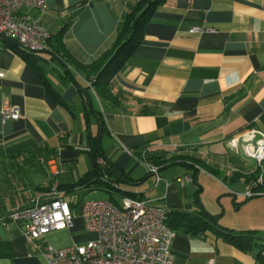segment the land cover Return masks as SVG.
<instances>
[{
	"label": "crops",
	"instance_id": "obj_1",
	"mask_svg": "<svg viewBox=\"0 0 264 264\" xmlns=\"http://www.w3.org/2000/svg\"><path fill=\"white\" fill-rule=\"evenodd\" d=\"M46 4L45 12L24 7L21 13L52 34L47 49L31 51L29 61L0 40V264H49L22 228L4 217L47 195L55 183L73 206L77 193L111 198L107 190L83 184L97 166V148L107 157L105 169L116 167L131 180L119 181L123 191L189 212L208 211L201 198V170L244 183L231 191L234 203L237 193L259 181L258 164L244 147L264 131V0H163L141 44L114 76L111 100L81 89L91 77L90 65L115 40L126 4ZM6 104L19 107L22 116L3 123ZM225 144L238 148V154L218 155L216 149ZM148 147L155 155L176 157L160 171L185 167L172 180L161 174L171 182L168 188L155 185L147 164L135 154ZM186 175L191 182L177 181ZM255 197L260 198L251 203L264 208V192ZM122 198L114 194L120 204ZM74 222L39 243L64 247L97 238L81 215ZM172 252L174 264H259L253 253L211 228L177 231Z\"/></svg>",
	"mask_w": 264,
	"mask_h": 264
},
{
	"label": "built area",
	"instance_id": "obj_2",
	"mask_svg": "<svg viewBox=\"0 0 264 264\" xmlns=\"http://www.w3.org/2000/svg\"><path fill=\"white\" fill-rule=\"evenodd\" d=\"M129 0H123L125 4ZM24 7L45 12L46 0H0V37L15 39L31 51L47 49L52 34L40 23L29 19L21 13ZM211 30L194 27L193 31ZM92 87V79L87 81ZM93 89V87H92ZM2 122L18 119L22 111L17 106L4 105L1 110ZM148 171L155 177V185L163 183L166 188L170 181L160 173V166L148 162ZM247 156L260 165L264 161V131L259 132L256 141L244 147ZM100 164L106 161L100 157ZM264 179L261 173L259 181ZM184 185L191 182L189 176L178 177ZM58 184L53 191L44 196L34 197L28 206L10 211L4 220L12 221L21 227L28 241L37 247L49 264H174L172 243L177 231L167 223L168 207L154 204L150 200L125 196L122 203L111 199H84L81 204V216L88 231L97 233V238L83 244H71L55 247L40 244L39 240L47 233L74 227L75 215L71 203L65 199ZM249 190L246 196H251ZM208 264H215L209 261Z\"/></svg>",
	"mask_w": 264,
	"mask_h": 264
},
{
	"label": "trees",
	"instance_id": "obj_3",
	"mask_svg": "<svg viewBox=\"0 0 264 264\" xmlns=\"http://www.w3.org/2000/svg\"><path fill=\"white\" fill-rule=\"evenodd\" d=\"M163 0H129L117 35L113 43L108 47L102 55L95 60L89 67L88 74L92 79V87L95 93L105 99H113L112 80L116 74L125 66L130 56L136 51L144 38V29L150 21L156 6ZM7 40L14 49L17 50L26 60L31 61V50L23 47L15 39L7 36H1L0 40ZM51 40V39H50ZM35 63V61H32ZM89 79V80H90ZM92 87L86 83L82 92L90 93ZM101 123L103 120L100 118ZM144 151L135 152L136 156L142 159ZM97 159L102 157L107 161V157L103 155L100 149L95 150ZM148 162L163 167L175 162L176 157L165 158V156L155 155L153 151L148 150L145 153ZM260 170V168H259ZM261 172V171H260ZM262 173V172H261ZM131 182L125 177L124 173L116 168L105 169L104 165L97 162V166L92 170L87 178L83 180V184L90 186L91 189H105L110 194L111 200L120 204L114 199V194L119 193L122 197L130 196L138 198L129 191H123L118 183L119 181ZM253 194L246 196V199L258 196L260 192H264V181H258L253 186ZM168 225L176 231L183 233H197L207 230L208 228L215 230L224 238L228 239L232 244L245 252L254 254L259 264H264V236L259 235L253 229L236 230L233 228L223 227L220 223V216L209 213L206 210L199 212H189L176 207H168Z\"/></svg>",
	"mask_w": 264,
	"mask_h": 264
},
{
	"label": "rangeland",
	"instance_id": "obj_4",
	"mask_svg": "<svg viewBox=\"0 0 264 264\" xmlns=\"http://www.w3.org/2000/svg\"><path fill=\"white\" fill-rule=\"evenodd\" d=\"M238 151V148L235 149V147L226 144L216 149V152L219 153L218 155L221 156L234 154L235 152L238 154ZM257 164L260 171L264 174V161L261 165L258 162ZM178 171H185V167L174 165L160 171V173L167 175L169 179L172 180L174 177L178 176ZM199 178L200 183L204 187L201 198L203 199L205 207L212 214H221L220 222L222 225L229 226L230 228L234 227L236 229H257L258 234L264 235V231L262 229L264 228V208L251 203V200L258 199L260 197L243 200L245 195L251 189L244 191L243 195H239L237 193L238 201L237 203H234V194L231 193V191H239L241 187L243 188L245 186L244 183L241 181L234 182L231 179L226 180L225 175L215 176L206 173L203 170L200 171ZM148 183H153V177L149 178ZM149 193L151 192L149 191ZM71 198L76 201V205L71 206V210L76 216L81 215L80 201H83L84 199H101V195H94L92 193L82 195V193H77ZM154 204L156 203L154 202Z\"/></svg>",
	"mask_w": 264,
	"mask_h": 264
}]
</instances>
